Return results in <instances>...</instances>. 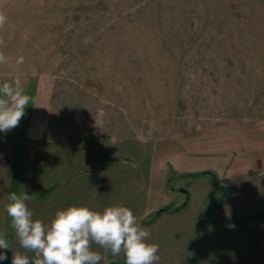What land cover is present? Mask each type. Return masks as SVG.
<instances>
[{"label": "rangeland", "instance_id": "374dc122", "mask_svg": "<svg viewBox=\"0 0 264 264\" xmlns=\"http://www.w3.org/2000/svg\"><path fill=\"white\" fill-rule=\"evenodd\" d=\"M0 13V84L32 97L11 142L142 139L171 198L146 223L156 264H264L236 229L264 214V0H0ZM222 218L247 221L209 222ZM219 232L222 250L206 240Z\"/></svg>", "mask_w": 264, "mask_h": 264}, {"label": "crops", "instance_id": "0c3cea01", "mask_svg": "<svg viewBox=\"0 0 264 264\" xmlns=\"http://www.w3.org/2000/svg\"><path fill=\"white\" fill-rule=\"evenodd\" d=\"M20 125L21 134H25L28 124ZM20 144V141H10V130L0 132V232L4 233L7 240L9 236L12 251L24 253L5 210V205L9 203L8 194L18 151L20 188L17 193L23 191L26 186L25 190L32 196L26 203L33 212V219L41 220L46 226L50 225L58 210H65L69 206H87L92 210L102 211L108 206L123 205L132 210L137 222L149 230L151 235L154 226L143 223L151 221L153 216L160 217L156 212L170 204L171 198L165 184L163 183L161 193L154 188L155 185L153 186V181L159 180V177L153 175L154 168L156 171L162 170L165 163H161V168L160 164L154 167L153 146L142 139L89 136L67 140L56 138L54 150L40 145L37 152L31 151V147L26 143L21 146ZM161 178L163 181L166 180V174L164 173ZM55 185L59 187L45 199L38 198L43 189ZM180 209L176 208L175 211ZM162 213L168 212L166 210ZM257 219L242 228H236L245 230L248 245L264 244V217ZM202 221L207 223L209 220ZM220 226L217 228L216 225L206 224L202 227L214 234L218 232L217 229L227 228ZM219 234L213 239L206 240L208 244L217 247L219 245L222 250L224 233ZM225 244H228L226 240ZM92 249L104 257L100 264H113L114 259H117V256L111 255L110 251L105 252L98 245L93 244ZM11 250L6 251L7 264H11L13 255ZM4 251L0 249V252ZM27 255L31 257L32 253L29 252ZM121 255L123 256V253ZM5 262L6 260H2L0 264Z\"/></svg>", "mask_w": 264, "mask_h": 264}, {"label": "clouds", "instance_id": "9594fccd", "mask_svg": "<svg viewBox=\"0 0 264 264\" xmlns=\"http://www.w3.org/2000/svg\"><path fill=\"white\" fill-rule=\"evenodd\" d=\"M6 17L0 13V27ZM3 41L0 40V44ZM7 58L0 53V64ZM23 62V58L16 61ZM32 97L25 94L20 79L0 84V132H7L19 125ZM10 192L5 205L11 227L24 253L12 251L11 243L0 232V261L6 260L11 250V264H100L104 259L92 245L100 246L113 256L123 253L125 264H156L160 257L159 244L149 243V230L142 227L132 210L123 205L108 206L102 211L87 206H69L58 210L50 225L33 219L27 201L32 196L25 190ZM98 194V193H97ZM32 253L29 257L27 253Z\"/></svg>", "mask_w": 264, "mask_h": 264}, {"label": "trees", "instance_id": "16d2710c", "mask_svg": "<svg viewBox=\"0 0 264 264\" xmlns=\"http://www.w3.org/2000/svg\"><path fill=\"white\" fill-rule=\"evenodd\" d=\"M31 96V95H29ZM31 103V102H30ZM29 103V104H30ZM26 114L22 117V124H25L26 121H27V117H28V111H26ZM19 160H20V154H19V151L16 152V166L14 168V172H13V177H12V183H11V188H10V192H18L19 188H20V181H19ZM203 174H207V173H203ZM169 182V181H168ZM167 182V183H168ZM59 186L58 185H55V186H51L49 188H46V189H43L38 198L40 200H43L45 199L51 192H53L54 190H56ZM174 210V209H173ZM204 214V213H202ZM247 219L246 218H243L242 220H233V219H226V218H222V219H219V220H211L210 222H217V223H234V224H237V225H244L246 223ZM146 224V223H143V225ZM8 241H9V236H8ZM5 264H7V259H6V262Z\"/></svg>", "mask_w": 264, "mask_h": 264}, {"label": "water", "instance_id": "95a60500", "mask_svg": "<svg viewBox=\"0 0 264 264\" xmlns=\"http://www.w3.org/2000/svg\"><path fill=\"white\" fill-rule=\"evenodd\" d=\"M180 192L183 193V194L186 195V196L188 195L187 191H185V190H180ZM166 210H167V209H165V208H161V209H159V210L156 212V214L158 215V214H160L161 212H164V211H166ZM262 217H264V214L258 216V218H262Z\"/></svg>", "mask_w": 264, "mask_h": 264}]
</instances>
